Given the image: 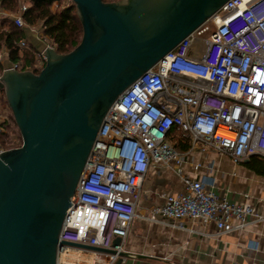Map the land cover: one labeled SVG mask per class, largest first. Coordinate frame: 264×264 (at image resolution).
Segmentation results:
<instances>
[{
	"label": "built area",
	"instance_id": "built-area-1",
	"mask_svg": "<svg viewBox=\"0 0 264 264\" xmlns=\"http://www.w3.org/2000/svg\"><path fill=\"white\" fill-rule=\"evenodd\" d=\"M27 10L22 2L16 13H8L0 1V18L28 29L41 45L33 49L20 39L14 61L8 47L0 46V78L9 70H42L45 49H55L46 43L42 24L25 23ZM7 120L0 113V154L10 150L2 144L9 135ZM182 145L187 153L178 150ZM196 149H210L237 165L253 156L264 160V0H228L118 98L71 199L60 242L114 250L116 255L99 253L114 264L137 219L194 233L187 222L211 223L218 236L264 225V214L230 203L214 191L216 182L209 177L181 175L179 190L163 193L164 203L153 206L149 216L139 212L151 169L181 168ZM116 238L121 242L114 247ZM68 248L58 251V259Z\"/></svg>",
	"mask_w": 264,
	"mask_h": 264
},
{
	"label": "water",
	"instance_id": "water-1",
	"mask_svg": "<svg viewBox=\"0 0 264 264\" xmlns=\"http://www.w3.org/2000/svg\"><path fill=\"white\" fill-rule=\"evenodd\" d=\"M70 1L80 44L67 54L47 47L38 74L9 70L0 78L23 141L0 154V264H58L64 246L117 254L59 240L104 118L228 0Z\"/></svg>",
	"mask_w": 264,
	"mask_h": 264
},
{
	"label": "crops",
	"instance_id": "crops-1",
	"mask_svg": "<svg viewBox=\"0 0 264 264\" xmlns=\"http://www.w3.org/2000/svg\"><path fill=\"white\" fill-rule=\"evenodd\" d=\"M6 21L8 18H0V28H6ZM26 39L41 47L28 29ZM188 149L186 145L178 148L181 153H187ZM247 162L237 165L210 149H196L190 152L189 163L181 168L153 167L144 183L139 212L149 216L153 206L164 203L161 195L179 190L181 175H189L214 179V191L230 203L248 204L264 214V164L254 163L261 171L258 172L249 169ZM196 164L200 165L198 170L194 168ZM209 166L213 167L211 171ZM186 224L196 233L137 219L124 247L128 255L114 264H264V225H249L241 232L218 236L214 224ZM250 244L253 249H249Z\"/></svg>",
	"mask_w": 264,
	"mask_h": 264
},
{
	"label": "trees",
	"instance_id": "trees-1",
	"mask_svg": "<svg viewBox=\"0 0 264 264\" xmlns=\"http://www.w3.org/2000/svg\"><path fill=\"white\" fill-rule=\"evenodd\" d=\"M3 9L16 13L22 2L28 3V10L24 14L23 18L27 25L42 24L44 28V39L46 43L52 45L58 54H67L74 50L81 42L83 36V28L81 22L75 12V5L54 9L53 6L59 0H0ZM116 0H103L105 3H112ZM119 1V0H117ZM6 28L0 30V46L6 45L10 50L11 60H16L19 56L17 42L26 38V28H17L7 21L4 23ZM31 47L35 49V46L31 44ZM26 58L30 62H34V56L30 52L25 53ZM41 70H35L34 73L38 74ZM4 90L0 93V113L5 111L1 108V105H7L5 99ZM2 114V113H1ZM8 122V121H7ZM2 144L5 148L11 149L14 147L15 142L11 137L7 142L2 139ZM258 156H253L246 163L249 169L259 171L255 168L254 163H262L263 160Z\"/></svg>",
	"mask_w": 264,
	"mask_h": 264
},
{
	"label": "rangeland",
	"instance_id": "rangeland-1",
	"mask_svg": "<svg viewBox=\"0 0 264 264\" xmlns=\"http://www.w3.org/2000/svg\"><path fill=\"white\" fill-rule=\"evenodd\" d=\"M114 2H117V0ZM71 4L74 5V3L70 0H59L58 2H56V6H53V8L57 10L61 7L68 6ZM75 12L77 14L76 7H75ZM1 108L5 109V111H1V113L4 115V117L8 119L7 123H8V131H9V135L6 137H3V139L9 142L12 137L14 139L15 145L11 149L19 148L22 146L23 141H22L20 131L16 125L15 119L13 117L12 111L9 105L8 106L1 105ZM96 255H97V252H94V251L79 249L75 247H69L68 251L59 257L58 264H95V262L93 261V258Z\"/></svg>",
	"mask_w": 264,
	"mask_h": 264
},
{
	"label": "bare ground",
	"instance_id": "bare-ground-1",
	"mask_svg": "<svg viewBox=\"0 0 264 264\" xmlns=\"http://www.w3.org/2000/svg\"><path fill=\"white\" fill-rule=\"evenodd\" d=\"M82 255V254H81ZM86 255V254H85ZM85 257V256H84ZM59 261V259H58ZM93 261L95 262V264H109V261L107 260V258L102 255V254H98L93 258Z\"/></svg>",
	"mask_w": 264,
	"mask_h": 264
},
{
	"label": "flooded vegetation",
	"instance_id": "flooded-vegetation-1",
	"mask_svg": "<svg viewBox=\"0 0 264 264\" xmlns=\"http://www.w3.org/2000/svg\"><path fill=\"white\" fill-rule=\"evenodd\" d=\"M5 92V91H4ZM6 97V96H5ZM6 99V98H5Z\"/></svg>",
	"mask_w": 264,
	"mask_h": 264
}]
</instances>
